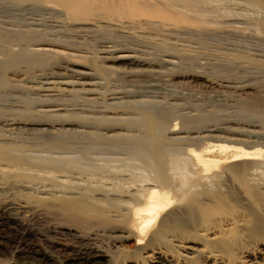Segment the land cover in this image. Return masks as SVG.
I'll use <instances>...</instances> for the list:
<instances>
[{"label":"bare ground","instance_id":"6f19581e","mask_svg":"<svg viewBox=\"0 0 264 264\" xmlns=\"http://www.w3.org/2000/svg\"><path fill=\"white\" fill-rule=\"evenodd\" d=\"M239 6L247 10L237 12ZM200 7L215 14L213 18L221 21L223 31L264 38V0H0V89L10 85L7 72L23 69L19 74L27 91L25 97L31 93L45 97L44 101L38 97L43 103L37 104V113L30 107L32 102H15L9 109L22 117L0 120V126L11 132L32 125L46 130L58 127L57 134L53 131L52 139L47 140L58 150L70 144V138L58 133L77 126L94 128L98 131L78 130L79 138L88 145L108 144L128 150L147 166L102 164L106 167L98 169L93 164L86 170L95 176L81 181V173L72 190L65 180V187L71 190L66 189L68 194L58 184L63 188L62 195L58 190L55 192L59 194H50V189L43 188L47 196L25 203H2L0 230H9L24 214L45 217L56 213L68 216L85 230L78 237L88 244L106 237L118 250L116 245L133 239L136 254L124 257L121 264H264V106H241L236 120L222 125L216 123L215 113H176V117L174 113L178 100L184 97L183 90H177L181 81H204L238 91L252 88L223 78L209 79L204 72L180 70L179 50L169 38L205 31L210 20ZM136 30L157 37L146 35L142 40L145 50L124 46L122 43L137 40ZM256 58L264 66V51ZM125 77L148 81H136L138 84L127 89L117 85ZM261 82L264 84V80ZM57 95L76 98L78 104L82 98L81 108L75 109L76 104L67 110L55 99L50 100ZM74 110L92 115L80 117ZM2 140L0 164L8 167L2 171L9 178L23 177L24 171H17L26 170L24 166L35 165L64 175L75 166L61 167L50 161L37 165L36 159L33 162L14 155V145ZM171 144L183 148L167 151ZM171 242L197 244L203 250L188 245L181 248L183 252H176L167 247ZM97 248L82 246L68 253L64 262L118 264L117 253ZM58 250L64 251L61 246ZM192 253L196 254L194 258ZM254 253L261 255L262 262L250 259ZM13 260L17 264H50L53 256L26 246L15 253Z\"/></svg>","mask_w":264,"mask_h":264},{"label":"rangeland","instance_id":"374dc122","mask_svg":"<svg viewBox=\"0 0 264 264\" xmlns=\"http://www.w3.org/2000/svg\"><path fill=\"white\" fill-rule=\"evenodd\" d=\"M245 9L246 8L244 6H241V7L239 6L238 8H236V11L238 10L237 12L243 13L244 11L247 10V9L246 10ZM200 10L202 11V14L207 19L210 20V23H209V25L205 31H200V32H195V33L193 32L192 34L189 33L188 35H182V36L180 35L178 37L172 36L169 38V39H171L170 42H174L173 44H175L176 48L179 50L180 66H181V67L179 66L180 70H183V71L187 70V72H190V73H194V72H202L203 73L204 72V74L208 75L207 78H209V79H211L212 77L214 79L215 78L216 79L223 78L225 80H230V81L236 82V84L238 86L250 84V85H252L251 86L252 88H248V89L243 90V91H238L236 89H231V88L230 89L229 88H220V87L217 88L218 86H210L207 83H205L204 81H196V82H193L190 80L184 81V82L181 81L179 84L180 86L178 87V89L177 88L176 89L177 90L182 89L183 91H181V90L180 91L183 92L184 97L182 99L180 98L182 101L180 99L178 100L179 103H178L177 107L175 108V110L174 109L173 110L175 113V117L177 114L181 115L182 113L187 114V115H189L188 113H191L192 115H194L195 113L198 114L200 112L202 113V115H203V113L205 115L208 113H213V114L215 113L216 117L219 118V119L217 118V121L220 122V123L216 122L218 125H222L224 123L227 124L228 121L231 122V121L236 120L235 118L238 117V113H239L238 109L241 110V106L246 105L248 107H258V108L264 106V84H262V82H261L262 80H264V66L256 62V59L258 58V57L256 58V54L258 55L264 51L263 50L264 49V38H257L254 36L252 38V36H251L252 34H250V35L246 34L247 37L245 35L239 36V34H236L235 32H230L229 30L223 31L220 28L221 27V21L218 22V20L213 18V17H215L214 16L215 14L211 13L206 8L203 9L202 7H200ZM245 26L246 25H244V28H245ZM211 30H215V31H211ZM142 31L136 30V32H137V34H136L137 40L136 41L135 40H133V41L126 40L128 42L122 43V44L126 47H129V48H134V49H138V50H140V49L145 50L143 48V47H146L145 43H143L146 40L145 38H147V36H149L148 38H156L157 36L150 34L148 32H142ZM138 32H139V34H138ZM237 36H238V38H237ZM243 36H245V37H243ZM176 38H178V39H176ZM239 38H241V39H239ZM175 39L177 40L176 41L177 44L175 41H173ZM142 40H144V41H142ZM139 41L141 43H139ZM131 42H132V44H131ZM136 44H137V46H135ZM129 45L132 47H130ZM180 51H181V53H180ZM231 55H234L236 57H233ZM241 55H243L244 58L238 57ZM163 58H165V57H163ZM21 71H23V69L14 70V71L11 70L10 73L7 72L5 74V77L11 81H9V83H10L9 87H6V88L2 87L0 89V120L22 117L20 115L17 116L15 113L11 112L9 109V106L14 105L15 102H16V104H20L17 102L20 99H21L20 102L21 101L25 102V103L32 102L31 105L33 107L32 106H30V107L32 108V110L34 108V111H33L34 113L37 110L40 111V106H37V104L39 105L42 100L43 101L45 100V97L39 96V94H37L38 95L37 96L36 94H33V93H31V95H29V97H25V93L27 94V91H26V89L22 88L24 85H22L23 84V81H22L23 77L20 76V74H19V73H21ZM136 79H137V77H127V78L125 77L123 80H121L123 82H121V83L117 82V85H120L121 87L124 86L127 89L128 88L132 89L130 86H133L135 83L138 84L137 82H144L145 80L148 81V78H138L137 80ZM110 83L116 84V82L114 83V81H111ZM130 83H132V85ZM171 89H173V88H171ZM57 96H55L54 98H52L50 100L53 101L55 99V101L57 103L60 102L61 105H64V107L67 110L68 109L71 110L72 107L74 108L76 106V104H77V107H75V109L76 108L80 109L81 105H82L81 103H83L82 98H80L81 99V103H80L81 105H80V104H78L79 102L76 100V98L70 97V99H69V97L67 98V96H61V95H59L58 97ZM38 97L42 100H39ZM57 99H59V100H57ZM65 99H66V101H65ZM156 99H158L159 101H163L161 98H156ZM43 101H42V103H43ZM67 103H69V104H67ZM179 105H183L184 107L179 106ZM178 106L181 108H178ZM197 107H198V109H197ZM36 108H38V109H36ZM83 108H84V110H86L87 107L86 108L83 107ZM193 108H195V109H193ZM39 111H37V112H39ZM76 111L77 110H74L75 113H76ZM78 112H79V110L77 111V113ZM66 114L64 113V115H66ZM70 114L71 113L69 112V115ZM83 114L84 115L86 114V115L84 116ZM77 115H79L80 117L81 116L89 117L92 114L90 115V113L87 112V113H78ZM119 115L118 116L122 117V118L123 117L125 118V116H126V118H129V119H134V117H135V119L137 118L136 115H134V114H129L128 116L127 115L124 116L121 114H119ZM93 116L95 117V116H99V115H93ZM175 117H173L172 119H174ZM221 118H222V120H221ZM22 121H25V120H22ZM167 125H170V123ZM0 128H1L0 140L6 139V140H2V142H6V143L14 145V148L11 149L12 153L16 156L21 157L22 159L24 158V159L33 160V162H35V159H36L37 165L40 163L39 164L40 166L44 163H48V161L52 162L53 164H57V163L59 165L62 164V165H60L61 167L64 165H72V164L75 165V166L72 165L73 168H71V170L73 169L74 171L73 170L71 171L70 169L68 171L70 173L69 175L73 174V176H69L68 173H66V175H64V173L62 174V173H58L55 171L45 170L42 168L38 169V167L35 165H34L35 168L33 166L30 168L27 166H24L23 168H26V170L23 169V170L17 171L20 173L24 171L23 173H21L23 175V177L17 179L14 177L9 178L8 175L2 171V169L4 170V168H8V167H5L3 164H0L1 165L0 166V188L6 187V188H3L2 190H0V206L2 203H7V202L10 203L11 201H13L14 203H21V202L25 203V202H30L31 199L35 198V197L47 196L46 193H47V191H49L48 189H50L49 193L52 192L54 194H59V193L61 194L66 189L68 191L70 189L72 190V188L75 187V183L76 184L79 183L77 181L80 180L81 177L83 178V179L81 178V181H87L91 177L95 176V175L91 176L93 174V172H92V174H90L91 171L89 172L88 170H86L88 168L90 170V168L93 164H94V166L98 165L95 167V168L98 167V169L101 167H106L109 164L112 167H114V166L123 167L124 165L125 166L137 165L141 169L142 168L144 169L145 167H147L145 165V161L143 164V160H140L138 158L135 160L136 156H132V153L129 152L128 150L123 151L125 149H115L113 146L110 145L111 146L110 147L108 144H103L104 147L98 148V147L103 146V145H101V144L97 145V146H96V144L95 145L94 144L88 145L87 142L80 139L81 136H80V134H78V130L79 131H87V132H89V131L92 132V130L98 131L94 128L89 130V129L85 128V126H83V127L77 126V127H73L72 131L70 128H69L70 129L69 131L66 130L67 134H65L66 133L65 132L64 133L65 135L62 133H58L59 135H62L65 138H66V136H67V138H70V139L72 138L71 141L69 139L70 144L69 145L67 144L69 147H67L65 149L66 151L65 150H58L57 148H53L47 144V142H48L47 140L52 139V137H53L52 134H55V133L57 134V132L59 131V130L56 131V129L58 127H56V129L48 128L46 130V127L32 125L31 127H27V128L21 127L20 128L21 130L20 129L19 130H12V132H11V129H10V131H7L5 128H3L1 126H0ZM234 128H236V127H234ZM76 129H77V133L75 132ZM48 130H50V131H48ZM73 130H75V131H73ZM17 131H19V132L17 133ZM12 133H14V134H12ZM49 133H50V135H49ZM10 134L12 136H10ZM77 135H78V137H77ZM48 136L49 137L51 136V137L49 138ZM79 136H80V138H79ZM77 139H79V140H77ZM81 140H82V143L80 142ZM88 146H90L92 148L90 149V147L88 148ZM107 146H109L111 150L109 148H108L109 149L108 150ZM179 146L180 145H177V144H175V145L171 144L169 146V148L167 147V149H168L167 151H169L172 148L171 149L172 151L171 150L170 151L175 152L176 150L183 148V146H180V147ZM93 147H94V149H93ZM103 148H105V149L102 150ZM105 150H106V152H105ZM120 150H122V151H120ZM89 159H90V161H89ZM67 161H68V163L71 162V164H68V163L65 164V162H67ZM102 161L103 162L105 161V162L103 163ZM114 162H115V164H113ZM95 163H97V164H95ZM50 164H49V166H50ZM102 164H105L106 166H103ZM99 165H101V166L99 167ZM42 166H44V165H42ZM76 167L80 168V173H78L79 169ZM82 168H84V170H86L85 171L86 173L83 172ZM75 169H77V170L75 171ZM81 170H82V172H81ZM91 170L95 171L93 167ZM75 172H77L78 174ZM84 173L88 176L90 174V176L88 177L86 175H83ZM80 174H81V177L78 176ZM50 175L55 176L53 178L54 180L47 178ZM58 175L59 176L64 175L65 176L64 178H67V179H64L63 177L61 178ZM76 176H78V177H76ZM57 177L60 179L57 180L58 179ZM74 178H75V180H74ZM68 179L70 180V182H68L69 181ZM84 179H87V180H84ZM65 180H67L66 182L69 183L68 187L70 189L68 187L67 188L65 187L68 185L67 183H65ZM55 182H57V183L55 184ZM60 182H61V184L64 183L65 185H61ZM12 183L14 186L12 185ZM58 184H59V186H63L64 189L57 186ZM53 185L57 186L59 189ZM7 187H8V189H7ZM43 188H46L47 191ZM57 190L59 193L55 192ZM67 190L64 194H68L71 191L70 190L68 192ZM42 193H43V195H42ZM52 214H51V216L48 215L49 217L48 216L43 217V215L39 216V214L37 217L36 216L33 217V216H31V215L29 216L27 214L25 216V214H24L23 216H21V218H20L21 220L19 222L14 223V224L12 223L10 225L11 228L9 230H7V229H4V230L2 229L3 231L0 230V245H1L0 246V249H1V251H0V264H17L16 260L15 261L13 260L15 253L19 250H22V248H24L26 246L35 247L37 249H40V250H43V251L50 253L53 256V261L50 262V264H65L64 261L66 259V256L73 253V251L81 249L82 246H83V248L86 246L87 247H98L100 250L103 248H104V250L105 249H111L112 251L117 253L116 255L114 254V256L116 257L118 264L119 263L121 264V262L124 260V257L133 256L134 254H136L135 253L136 252V245H135V242L133 239L126 241L125 243H123L122 246L116 245V247L118 246V250L115 249L114 246L112 247V244H113L112 240H110L106 237H103L102 239L100 238V239L96 240V242H92V243L88 244L86 241H84L78 237V236H80L79 235L80 233L82 234V233L86 232L85 230L81 229L78 226H75V224H73V221L71 222V219L68 216L66 217V216H63L60 214H58L59 215L58 216L56 213L55 214L52 213ZM54 215H57V216H54ZM55 227H59V228L54 229ZM67 227H69V228H67ZM228 229H231V228L225 227L224 230H228ZM77 231L78 232L80 231V232L78 233ZM76 232H77V234H75ZM76 238H78V239H76ZM82 243H84L85 245ZM167 244H168L167 247H169V246L173 247V250L176 252H183V250L181 248L188 246V245L196 246V249L203 250V247L200 245H197V244L196 245L195 244H188L187 245L186 243H183V242H178V243H176V242L172 243L171 242V243H167ZM202 244L204 245L205 242H203ZM59 246H61V248L64 249V251H59L58 250ZM174 246L178 247V248H175ZM98 248H97V250H98ZM199 254L200 255L203 254V251H201ZM195 255H196L195 253H192L190 256L192 258H194ZM253 256H255V257L253 258ZM256 256H258V258ZM250 259L256 260L257 262H262L261 255L255 254V253L250 256Z\"/></svg>","mask_w":264,"mask_h":264}]
</instances>
